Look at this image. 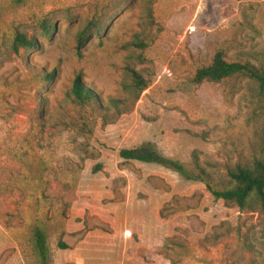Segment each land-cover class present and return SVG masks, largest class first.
I'll use <instances>...</instances> for the list:
<instances>
[{
	"label": "rangeland",
	"instance_id": "1",
	"mask_svg": "<svg viewBox=\"0 0 264 264\" xmlns=\"http://www.w3.org/2000/svg\"><path fill=\"white\" fill-rule=\"evenodd\" d=\"M91 20L98 28L80 57ZM18 31L41 47L16 53ZM218 50L264 70V0H0V264H41L36 228L53 264L74 257L59 249L64 238L105 245L125 225L138 245L130 264H264L260 205L241 210L201 181L119 155L150 141L188 168L197 160L216 187L229 167L264 158V87L246 75L193 81ZM130 68L148 82L139 94ZM78 72L99 100L74 99ZM153 173L162 196L148 202L159 212L112 220L129 176ZM75 213L83 225L71 232Z\"/></svg>",
	"mask_w": 264,
	"mask_h": 264
},
{
	"label": "trees",
	"instance_id": "2",
	"mask_svg": "<svg viewBox=\"0 0 264 264\" xmlns=\"http://www.w3.org/2000/svg\"><path fill=\"white\" fill-rule=\"evenodd\" d=\"M97 28V22L91 20L79 31L77 36V54L80 57L83 55V48L92 38L93 33L97 31ZM51 30V24L47 22L43 24L45 34H49ZM12 46L14 51L18 53L21 48L39 49L41 43L37 38L18 31L14 37ZM130 72L139 94L148 87V82L136 69L130 68ZM54 73V71L51 72L50 76L53 77ZM235 75H246L264 87V70L262 68L250 62L229 61L222 50H218L214 54L209 64L203 65L196 70L193 81L196 83L206 80L219 82ZM71 93L80 104L90 102L92 99L99 100L98 94L84 82L82 72L76 74ZM110 101L113 105H116L117 100L111 98ZM119 155L123 160H137L139 162L159 164L177 172L186 180L201 181L205 183L207 190L215 199L231 202L241 210H252L257 204L264 209V158L255 159L253 165L250 166L238 164L235 167H229L227 184L216 187L213 183L212 173L200 165L197 160L194 163L193 169L188 168L182 161L163 154L155 143L150 141L144 142L137 147L122 148L119 151ZM34 237L35 249L39 255L41 264H52L46 230L36 228ZM59 247L66 249L70 246L66 242L60 241Z\"/></svg>",
	"mask_w": 264,
	"mask_h": 264
},
{
	"label": "crops",
	"instance_id": "3",
	"mask_svg": "<svg viewBox=\"0 0 264 264\" xmlns=\"http://www.w3.org/2000/svg\"><path fill=\"white\" fill-rule=\"evenodd\" d=\"M128 161H137V160H128ZM147 164H151V163H147ZM155 176H157L155 173L148 174L147 176H139V177L137 176V178H135L134 176H129L131 184L129 182V185L121 190L122 192L118 191L119 194H121V197L124 195L125 199L120 202L112 203L110 209V211L114 212L112 216V220L117 219V216L121 211H122L121 213H123V218H121L123 221L121 222H124L125 220V222L127 221V223H130V219L133 217L131 214L142 213L143 215L141 216V218L145 220L146 219L145 215L159 212L160 206L159 207L155 205L151 206L152 202H148L151 201L149 199H160V197L162 196L160 190L155 188V186L148 181L149 177H155ZM136 183L137 186H139L138 189L134 187ZM139 189H143L144 193L147 190V193L145 194L146 195L145 198L140 200L138 199ZM114 192L115 191L112 190L111 197H113ZM141 209L144 211L138 212ZM124 212L127 214L126 217L124 215ZM77 215H80V213L79 214L75 213V215H71L70 218L68 219L67 226L73 227V230H70V228H68V230L71 232L79 231L82 229L81 226L83 225V222L76 221ZM116 225H119L118 222H116ZM130 236H131L130 228L128 227V225H125L123 229H118L113 235V240L111 242L109 241L106 242L105 245L89 244L87 246L85 243L87 242L88 239L78 241L74 245L73 243L66 240V238H64V241L70 246L69 248H67V250H70L73 253H75L74 257L72 260L67 262L66 261L63 262L59 260L58 257H55L53 259V264H130L133 258H135V256H137L138 254V252L136 251L138 245L132 242L131 240H129ZM124 239H126L127 241H124ZM97 246H102V247L98 248ZM59 249L63 250L62 248ZM132 250H135V252H132ZM50 252L52 253L51 247H50ZM100 256L101 257L103 256L105 260L102 261L101 258H99Z\"/></svg>",
	"mask_w": 264,
	"mask_h": 264
}]
</instances>
